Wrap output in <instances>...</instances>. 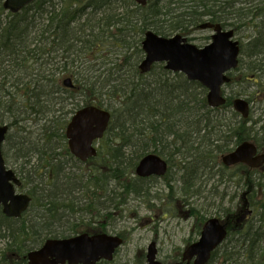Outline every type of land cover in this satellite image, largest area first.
<instances>
[{"label": "trees", "instance_id": "obj_1", "mask_svg": "<svg viewBox=\"0 0 264 264\" xmlns=\"http://www.w3.org/2000/svg\"><path fill=\"white\" fill-rule=\"evenodd\" d=\"M204 23L233 30L241 47L226 85L238 94L228 97L224 89L226 105L214 109L207 90L182 74L162 64L140 70L148 31L186 35ZM249 30L253 36L244 35ZM236 98L250 104L248 119L233 110ZM91 105L109 111L112 121L97 156L82 164L70 154L66 128L77 110ZM0 125L9 127L2 153L21 180L19 192L32 185L21 218L0 210V264H28L27 254L49 239L109 232L128 197H146L145 183L164 178L174 193L172 169L181 174L174 181L183 198H199L205 184L199 186V173L215 168L236 187L232 201L246 189L236 209L220 218L228 237L208 264H264V168L221 162L246 141L264 148V0H154L145 7L134 0H37L17 14L0 2ZM149 154L169 163L164 177L135 175ZM65 159L82 171L66 168ZM212 190L219 194L220 187ZM245 208L252 214L238 224ZM188 212L198 218L200 234L210 218L196 208Z\"/></svg>", "mask_w": 264, "mask_h": 264}, {"label": "water", "instance_id": "obj_2", "mask_svg": "<svg viewBox=\"0 0 264 264\" xmlns=\"http://www.w3.org/2000/svg\"><path fill=\"white\" fill-rule=\"evenodd\" d=\"M0 1L5 10L17 14L37 0ZM134 1L140 6H146L153 0ZM200 28L213 30L211 42L202 48L188 42L181 34L162 37L148 31L142 42L145 58L140 64V70L146 74L155 64L163 63L166 70L183 74L188 81L199 83L208 92V106L219 108L227 102L223 89L231 81L229 73L239 65L240 42L236 40L233 30H224L220 24L205 23ZM64 85L73 87L70 79L65 80ZM233 110L243 119H248L250 104L243 98H236ZM111 120L109 111L92 105L75 112L66 129L71 155L81 163L96 157L98 152L95 144L104 137ZM8 132L7 125H0V210L8 218L19 219L29 209L32 198L18 192L21 180L7 166L3 157L2 147ZM221 159L226 167L244 164L249 168L259 169L264 167V150L259 153L255 143L246 141ZM168 167V162L161 156L149 154L140 161L136 175L140 178L162 177L167 174ZM251 214L252 211L245 208L236 222L240 224ZM227 237L228 224L219 218H210L204 224L199 240L184 251L181 262L173 264H208L213 252ZM123 243V238L116 235L81 233L70 238L49 239L40 248L29 252L26 258L28 264L112 262ZM157 256V245L152 242L147 249V264H171L159 261Z\"/></svg>", "mask_w": 264, "mask_h": 264}, {"label": "rangeland", "instance_id": "obj_3", "mask_svg": "<svg viewBox=\"0 0 264 264\" xmlns=\"http://www.w3.org/2000/svg\"><path fill=\"white\" fill-rule=\"evenodd\" d=\"M254 33L249 30L244 35L251 34L253 36ZM211 35L212 32L206 29L192 28L185 37L189 41L192 40L190 42L198 47H202L210 42L207 38ZM238 37L236 36V39ZM224 88L228 97L238 94V87L227 89L225 86ZM32 128H37V126ZM36 136V133L32 134L31 141L34 143L38 140ZM95 146L98 149L99 142ZM65 160L66 168L77 171L79 167L82 171L83 167L80 163L76 164V162L71 163V161ZM218 170L215 168L199 173V180H197L199 186L201 183H205L202 184L204 193L199 198H183L180 192L182 185L180 182H176L181 174L176 169H172L168 176V181L170 180L175 188L174 193H171L170 187L167 186V180L162 178L157 182L145 183L143 195L146 194V197H128L125 204L113 213L112 226L108 228V234L122 235L124 240L123 246L117 251L111 264H139L137 258L141 261L144 258L142 264H147L146 253L152 242H156L158 260L173 263L178 255L183 254L188 245L197 242L200 238V234H198L199 220L197 217H190L188 211L196 208L205 218H224L226 209H236L241 193L246 188L238 189L240 197L238 200L232 201L230 196L234 194L233 191L236 190V187L230 186L233 182L223 181L224 178L220 176ZM219 181L224 183H221L220 186ZM216 185L220 187L219 194L212 190ZM29 188L31 189L32 185ZM29 188L24 192L28 193ZM224 193L227 195L225 196ZM137 255L139 257H136Z\"/></svg>", "mask_w": 264, "mask_h": 264}]
</instances>
